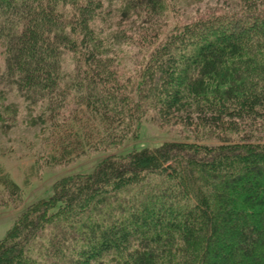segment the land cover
Segmentation results:
<instances>
[{
	"label": "trees",
	"instance_id": "1",
	"mask_svg": "<svg viewBox=\"0 0 264 264\" xmlns=\"http://www.w3.org/2000/svg\"><path fill=\"white\" fill-rule=\"evenodd\" d=\"M167 2L120 0V10L151 23ZM105 13L103 0H0L14 84L58 109L73 92L86 114L49 162L119 148L148 118L201 140L110 153L57 178L0 239V264H264V0H216L163 37L159 17L138 32L150 47L126 79L97 23ZM64 52L75 63L66 84ZM0 186L22 190L1 165Z\"/></svg>",
	"mask_w": 264,
	"mask_h": 264
},
{
	"label": "rangeland",
	"instance_id": "2",
	"mask_svg": "<svg viewBox=\"0 0 264 264\" xmlns=\"http://www.w3.org/2000/svg\"><path fill=\"white\" fill-rule=\"evenodd\" d=\"M103 1L105 10L110 14L105 13V21L99 18L97 23L108 40L105 44L110 50L113 49L110 53L116 57L122 79L134 75L138 63L150 47L138 40V32H147L145 26L161 17L160 25L152 26L159 28L163 37L175 23L206 13L216 4V0H167V7L160 9L161 15L153 16L150 23L146 11H140L126 21L120 10V0ZM130 20L134 21L135 27H130ZM124 33L128 36H124ZM4 56L0 44V165L22 186V190L13 196L0 186V239L29 203L51 196L54 181L63 175L89 172L104 155L110 153H126L133 148L155 146L170 140H201L193 127L148 118L140 123L137 136L128 138L119 148L90 150L73 156L68 162L51 164L49 155L57 151L66 134L73 135V127L82 124L86 114L80 112L82 109H78V105L74 106L73 92L67 95L66 101L70 103L60 109L56 105L52 107L47 99L32 103L7 73ZM74 64L73 54L64 52L61 67L65 73V84L68 81L67 73L73 71ZM73 110L75 113L71 117Z\"/></svg>",
	"mask_w": 264,
	"mask_h": 264
}]
</instances>
